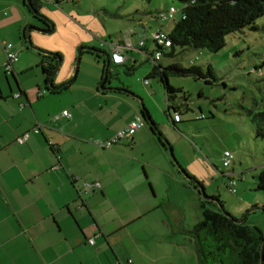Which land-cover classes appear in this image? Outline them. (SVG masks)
I'll list each match as a JSON object with an SVG mask.
<instances>
[{
	"label": "crops",
	"instance_id": "obj_1",
	"mask_svg": "<svg viewBox=\"0 0 264 264\" xmlns=\"http://www.w3.org/2000/svg\"><path fill=\"white\" fill-rule=\"evenodd\" d=\"M140 24L132 32L140 36L136 45L124 38L97 47V40L75 25L66 36L36 30L30 36L35 46L61 55L54 80L60 85L73 78L80 45L88 51L82 56L90 53L100 72L101 62L91 53L98 52L102 75L105 55L111 56L114 47L124 50L125 65L139 56L132 51L150 35L147 23ZM29 26L37 25L28 14L0 0V264H129V260L130 264H184L187 257L183 261L179 252L195 247L191 231L196 223L185 224L187 206L194 208V203L176 199L200 196L207 207L217 204L215 200L222 208L223 204L220 195L211 193L215 200L209 201L201 194L200 186L211 189L219 174L187 139L183 131L187 127L179 128L183 109L181 121L174 125V111L166 108V119L164 106L153 103L160 90L150 81H144L140 90L106 84L100 89L98 77L89 79L86 71L82 80L76 77L63 89H47L46 94L41 88L42 65L49 55L19 42L28 40ZM46 29H51L49 24ZM159 29L164 30L163 25ZM4 42H11L18 54L13 75L3 69ZM35 68L41 74L35 72L36 80L25 83ZM18 93L21 96L16 98ZM139 98L163 139L146 124L133 137L100 147L99 142L142 119ZM186 100L171 105L189 109ZM65 111L70 117L64 116ZM38 125L41 131L34 133ZM28 132V142L18 144L17 139ZM94 182L100 188L85 195V185Z\"/></svg>",
	"mask_w": 264,
	"mask_h": 264
},
{
	"label": "rangeland",
	"instance_id": "obj_2",
	"mask_svg": "<svg viewBox=\"0 0 264 264\" xmlns=\"http://www.w3.org/2000/svg\"><path fill=\"white\" fill-rule=\"evenodd\" d=\"M1 1L15 4L20 12L28 14L31 21L37 25L29 26L28 29L47 28L49 23L38 19L30 11L27 0ZM39 5L42 13L50 15V24L54 27L53 31L47 34L48 36L59 33L66 36L73 33L75 25L96 39L97 47L101 42L109 43L111 39L124 38L128 39L130 44L136 45L140 36L132 32H137L140 23L145 22L150 34L159 29V24L163 25L166 33H169L174 27V21L162 18L155 21L154 17L159 11H167L175 7L178 10L175 13L177 21H180L183 8L182 4L175 0H42ZM257 27L258 30L245 29L228 36L224 49L218 53L204 49H179L175 58L164 55L159 64L167 67L176 63L190 67L191 61L194 60L195 66L201 67L205 73L212 69L215 79L209 78L208 84L204 80L192 78L174 76L169 78L171 86L182 87L183 92L178 93L177 98L184 101L187 99L189 107V110H186V105L183 107V122L178 126L187 127L188 130H183L187 139L219 174L216 184L208 189L206 194L220 195L223 208L219 203H210L208 207L211 209L216 207L237 220L244 219L248 226L257 227L264 233V190L257 189L258 175L264 168V140L257 137L253 123L254 115L264 112V17L258 20ZM70 40L75 39L71 37ZM19 42L27 44V48H30L25 38ZM83 47L86 46H78L77 51L79 52ZM156 51L155 43L147 41L146 50L139 48L132 51L139 56H132L128 64L122 66L112 64L111 78L106 84L107 87L112 85L117 88L126 85L140 90L153 69L154 62L150 55L155 56ZM164 52L169 51L165 49ZM96 59L101 62L100 72L96 69L99 65L90 53H85L81 57L77 79L82 80L86 71L87 78L98 77L101 83L103 60ZM127 67H134V71L127 72ZM41 71L35 68L29 72L25 83H33L36 80L35 72L41 74ZM43 77L41 88L49 94L44 73ZM11 80L16 84L13 77ZM148 81L151 86L160 90V96L156 94L153 103H159L158 106L163 105L165 109L162 115L166 119L169 118L164 85L159 78H148ZM139 102L143 106L140 98ZM226 151L234 155V160L228 168L223 166V155ZM174 157L179 162L175 152ZM229 175H234L235 193L231 190ZM180 199L189 202L188 205L193 201L194 208L187 206L185 224L189 225L195 221L197 225L203 218L202 197L182 195L176 200ZM230 212L235 213L236 216ZM197 217L200 220H197ZM178 238L183 240L184 237L179 235ZM178 256L183 261L187 257V262L184 264H197V252L194 246H189L187 253L179 252Z\"/></svg>",
	"mask_w": 264,
	"mask_h": 264
},
{
	"label": "trees",
	"instance_id": "obj_3",
	"mask_svg": "<svg viewBox=\"0 0 264 264\" xmlns=\"http://www.w3.org/2000/svg\"><path fill=\"white\" fill-rule=\"evenodd\" d=\"M175 1L180 2L183 6L182 19L180 21L175 18L172 19L175 24L169 33L162 30L168 34L171 46L159 45L151 38H146L144 39V46L138 45V47L146 50V42L153 41L157 49L156 54L161 53L162 57L165 55L171 58L177 56L179 49H204L211 53H218L224 49L228 36L242 32L245 29L258 30L257 22L264 17V0ZM161 12L163 11L156 14L155 20L159 19L158 15ZM165 49L169 52L165 53ZM91 53L98 58L100 57L96 51ZM150 56L151 58L154 57L153 54ZM60 58V54L45 56L46 62L44 63L46 65L43 64L42 69L46 76V85L49 83ZM159 62L154 63L148 78H159L164 85L168 102L167 109L174 111L172 119L174 125H177L181 120L176 122L174 117L176 114L182 115L180 110L184 106L178 107L171 104L178 101L177 94L183 92V90L171 86L169 78L171 76L192 78L194 80H204L208 84L210 83L209 78L215 79V75L211 68L205 73L201 67L195 66L194 60L190 63V67H183L176 63L163 67ZM122 65H125V63ZM105 69L106 62L104 72ZM133 71L134 67H127V72L132 73ZM148 78L146 81H148ZM117 91L123 92L125 90L118 89ZM186 110L189 109L186 107ZM141 111L145 125H149L163 139L144 106H141ZM253 123L257 137L264 140V112L254 115ZM187 177L190 178L188 174ZM194 181L196 182V180ZM197 185L200 186L199 183ZM257 189L264 190V168L258 175ZM202 209L203 218L191 231L195 241L198 264H261L264 233L260 229L248 226L245 222L238 223L237 219L229 213L213 210L204 204Z\"/></svg>",
	"mask_w": 264,
	"mask_h": 264
},
{
	"label": "built area",
	"instance_id": "obj_4",
	"mask_svg": "<svg viewBox=\"0 0 264 264\" xmlns=\"http://www.w3.org/2000/svg\"><path fill=\"white\" fill-rule=\"evenodd\" d=\"M42 1V0H41ZM178 10L175 7H172L171 9L167 10V11H163L161 12L158 17L159 19H174L175 17V13ZM147 38H151L152 40H154L155 42H157L159 45H163L166 47H170L171 46V40L168 36V34H166L164 31L162 30H157L155 32H152L150 35H148ZM144 40L140 41L139 46H144ZM130 47V46H129ZM3 50L5 52V62L3 65V69L5 74L7 75H13L14 74V64L16 63L17 59H18V54L14 49V45L11 42H4L3 43ZM162 58L161 53H157L152 59L154 61V63H156L157 61H160ZM111 60L112 63L115 65H122L124 63H126L127 61V56L124 52V50L121 47H114L113 51L111 53ZM192 63V61H191ZM21 96L20 93H18L15 97L19 98ZM64 116L66 117H70V114L68 111L64 112ZM175 121L179 122L181 120V116L179 114L175 115ZM57 119V117L55 118ZM145 126V122L143 119H139L134 123H131L130 125L126 126L125 128H123L122 130H119L118 132H116L110 139L103 141V142H99V146L102 148H110L112 146H114L115 144H117L118 142H120L122 139L128 138V137H133L134 134L139 131L140 129H142ZM41 125L36 126L33 129L34 133H40L41 131ZM30 133H25L23 134L21 137H19L17 139V143L20 145L25 144L26 142H28L29 138H30ZM234 160V155L230 152V151H226L223 155V166L225 168H228L231 166L232 162ZM228 177H230V187L233 193L236 192V190L233 188L236 183L234 182V177L233 175H229ZM100 188V183L99 182H94V183H87L85 185V190H84V194L88 195L91 191V189H98ZM91 244H94V240L90 241ZM128 263H132V260H129ZM117 264H124L121 262H118Z\"/></svg>",
	"mask_w": 264,
	"mask_h": 264
},
{
	"label": "water",
	"instance_id": "obj_5",
	"mask_svg": "<svg viewBox=\"0 0 264 264\" xmlns=\"http://www.w3.org/2000/svg\"><path fill=\"white\" fill-rule=\"evenodd\" d=\"M27 4H28V6L30 7V9L32 10V12L34 13L35 16L40 17L41 19H43L44 21H46L47 23H49V25L51 27V29H39V28H36V27H33V28L28 29V42H29L30 47L33 48L34 50L40 52V53H43V54H46V55H49V56L55 55V53H52L50 51H46V50H44V49H42V48H40L38 46H35L33 44L32 39H31V36H30L32 30L39 31L40 33H43V34H50L53 31L54 27H53L52 24H50V19L47 16H44L38 10H35V7H34V5L32 3V0H27ZM85 49H86L85 47L80 48V50L78 52V57H77V62H76V68H75V72H74L73 78L70 81H68L66 83H63L61 85H55L54 84V80H55V77H56V75H57V73H58V71L60 69L61 64H62V59L61 58L59 59L58 65H57V67H56L53 75L51 76L49 83L47 84L49 90L59 91L60 89H63L64 87L70 85L73 82V80L78 75L79 66H80L81 57H82V52ZM93 51H95V50H93ZM105 57H106V69H105V72H104V75H103V79H102V81L100 83V87H99L100 89H104V85L107 84L108 82H110V78H111L110 66L112 64V60H111L109 54H106ZM170 152H171L172 157H174L173 154H172V151H170ZM184 175L187 176V174L185 172H184ZM200 191H201V194L203 195V197H204L205 200H209V201L215 200L213 197L208 196L206 194V191H205V189L203 187L200 188ZM215 201L218 203L217 200H215ZM255 209H259V208H255ZM224 213H226V212H224ZM237 222L238 223H244L245 221H244V219H242V220H237ZM261 256H262L261 264H264V243H263V246H262Z\"/></svg>",
	"mask_w": 264,
	"mask_h": 264
},
{
	"label": "flooded vegetation",
	"instance_id": "obj_6",
	"mask_svg": "<svg viewBox=\"0 0 264 264\" xmlns=\"http://www.w3.org/2000/svg\"><path fill=\"white\" fill-rule=\"evenodd\" d=\"M32 3H33V5H34V7H35V10H38L39 12H41L40 10H39V6H38V0H32ZM41 14L42 15H44V16H47L45 13H42L41 12ZM37 17V16H36ZM48 18H49V16H47ZM38 19H40V20H42V21H44L43 19H41L40 17H37Z\"/></svg>",
	"mask_w": 264,
	"mask_h": 264
}]
</instances>
